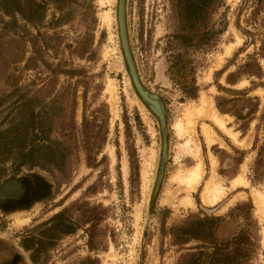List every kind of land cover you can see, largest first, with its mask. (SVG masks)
I'll return each instance as SVG.
<instances>
[{
    "label": "rangeland",
    "instance_id": "rangeland-1",
    "mask_svg": "<svg viewBox=\"0 0 264 264\" xmlns=\"http://www.w3.org/2000/svg\"><path fill=\"white\" fill-rule=\"evenodd\" d=\"M102 1L0 0V184L33 177L43 197L19 214L0 211V237L28 264L31 250L35 264H232L224 257L236 252L240 264H264V203L255 201L264 194V8L253 25L252 0H220L205 26L213 43L185 52L176 37L188 28L185 0H126L137 74L166 108L167 158L153 194L161 129L131 87L117 0ZM251 56L261 74L229 84L228 73ZM175 60L185 63L184 79L195 81L196 98L173 81ZM218 96L250 112L245 128L215 107ZM203 97L236 141L199 117L193 138L177 136L174 123L187 126V110ZM203 124L216 138L211 144ZM195 147L204 174L189 193L192 204H183L187 193L171 177L196 164ZM130 155L137 165L132 175ZM239 175L242 183L235 184ZM211 176L224 192L210 204L201 193ZM201 220L211 235H203Z\"/></svg>",
    "mask_w": 264,
    "mask_h": 264
},
{
    "label": "trees",
    "instance_id": "trees-1",
    "mask_svg": "<svg viewBox=\"0 0 264 264\" xmlns=\"http://www.w3.org/2000/svg\"><path fill=\"white\" fill-rule=\"evenodd\" d=\"M186 1V17L188 20V28L185 33L177 34L176 37L180 38L183 47L185 48V52L189 50V48H194V49H200L202 47H206L209 45V43H213V38L211 36H207L208 32L206 30V22L208 19V14L211 13L213 10H215L220 3V0H185ZM251 3L253 4L252 7V16L254 17L253 19V25H256V14H258V10H261L264 7V0H252ZM206 26V27H205ZM219 32L216 31L215 33L217 34ZM249 34L251 33L250 31H247ZM251 35V34H250ZM253 36V35H252ZM187 49V50H186ZM179 56L181 54H178ZM259 55L264 57V35L262 36L260 40V46H259ZM250 61H247L245 64L241 65L237 70L228 73L226 77V81L229 84H234L236 80L242 75V74H261V68L259 64L253 59L251 56ZM180 63V64H179ZM257 67L258 72H254L255 70L251 69V66ZM174 66H175V74H173L172 79L173 81L180 86L182 93L184 94L185 97L187 98H196L197 97V91L198 88L195 85V81L191 79L190 81H187L184 79V76L180 74V69H183L185 67V63H181L180 61L178 62L177 60L174 61ZM219 89H225L222 86H218ZM244 92V90L242 91ZM244 94V93H241ZM230 101H227L221 96L215 97V105L217 109L220 112H227L231 113L235 116L237 120L242 121L241 127L245 128L248 118H249V113H246L245 115L240 112V110H237L233 107H228L227 103ZM130 170H131V175L137 173V165L133 162L132 155H130ZM245 205V203L240 204L239 206ZM207 220H213L212 218H209ZM207 220H201L200 224H206ZM203 229V235H211L210 228H208L207 225H202ZM243 235V232H241L240 235L237 237L235 236L233 240L235 241V244L241 243V236ZM184 242V241H182ZM239 253L236 252L234 255L232 254L231 257L226 255L224 258H230V261H232V264H240V256L238 257ZM236 255V256H235Z\"/></svg>",
    "mask_w": 264,
    "mask_h": 264
},
{
    "label": "bare ground",
    "instance_id": "bare-ground-1",
    "mask_svg": "<svg viewBox=\"0 0 264 264\" xmlns=\"http://www.w3.org/2000/svg\"><path fill=\"white\" fill-rule=\"evenodd\" d=\"M107 1H110V0L102 1V3H105ZM231 49H232L231 46L227 47V52L230 53ZM150 100H151L152 107L161 116V111L159 110V107L157 105L156 98L150 97ZM185 116H186V120H187V126H186V124L185 125L182 124L179 120H177L174 123V128L176 130V134L179 137H182V135H184L185 133H187L188 136L192 137V135L194 133L195 119L199 117V118L210 119L217 127H219L221 130L226 132L234 141H236L235 134H233L229 129L226 128L225 119L223 118V115L219 114L212 107V102L209 101L206 97L201 98L200 102L197 105L188 109ZM201 130H202V133L205 137L206 142L208 144H211V142H213V140L215 138V137L213 138V133L211 132V128L208 125L203 124L201 127ZM194 143H195L196 147L198 148V143L195 141H194ZM248 143L249 142H247V144ZM240 144H241V142H240ZM188 145H189V140H187L186 143H184L183 148L188 149ZM243 145H244V143H243ZM196 147H195V150H196ZM194 155L197 158V162L193 167H191L189 169L178 170L176 172V174H174L171 177L172 181L177 182L178 190L184 189L185 192L187 193V195L185 197H183V200L181 201L183 204H192L191 203L192 200L190 199L189 193L191 191L195 190L196 186L201 182V180L203 178V174H204L203 164H202L198 149L196 150V153ZM210 157H211V161H212L213 167H214L215 158L211 154H210ZM211 171H212V168H211ZM212 175H214V174H212ZM147 182H148V176L146 177V183ZM233 182L235 184L242 183V176L239 175L237 178L234 179ZM245 184H246V182H245ZM223 192H224V188L221 187L220 182L216 179H213V177H212L205 182V184L203 186L202 193L201 192L200 193H201L202 200L205 203L211 204V203L216 202L220 197H222ZM169 196H171L173 198L174 192L169 194ZM255 201L259 205L263 204L264 203V194L263 193L255 194Z\"/></svg>",
    "mask_w": 264,
    "mask_h": 264
},
{
    "label": "flooded vegetation",
    "instance_id": "flooded-vegetation-1",
    "mask_svg": "<svg viewBox=\"0 0 264 264\" xmlns=\"http://www.w3.org/2000/svg\"><path fill=\"white\" fill-rule=\"evenodd\" d=\"M125 3H126V0H125ZM252 7H253V4H252ZM263 8L257 11L258 14H256L255 16L256 23L258 20V15L260 14V11L263 10ZM251 12H252V8L250 9V12H249L250 13L249 20L253 22L254 17L252 16ZM143 87L145 88L144 85ZM165 112H166V108H165ZM221 113L227 114V112H221ZM41 194H42V187L40 186L38 179H34L33 177L28 178L25 176L20 177V178H16V177L10 178L0 184V211L6 215L19 214V212L27 211L29 210L31 203L39 201L41 198H43ZM22 218H25V217H22ZM11 245L12 244H9L6 240L0 237V264H28L26 259L19 252V250L12 248ZM33 251L34 250H31V253L29 255V259H30L29 264H35L34 257H37V251L36 252H33Z\"/></svg>",
    "mask_w": 264,
    "mask_h": 264
},
{
    "label": "water",
    "instance_id": "water-1",
    "mask_svg": "<svg viewBox=\"0 0 264 264\" xmlns=\"http://www.w3.org/2000/svg\"><path fill=\"white\" fill-rule=\"evenodd\" d=\"M116 10H117V17H118V30L120 32L119 42H120V46L122 48L124 59L127 65V71L131 79V87L133 88V91L135 92L137 97L141 100V102L145 104L148 110L155 115V117L157 118L159 122V126H160L161 133H162V148H161V154H160L161 164L159 166L157 180L153 188V194H155V191L157 190L158 185H159V181L162 177L163 163L165 162L167 158L168 142H167V137H166V134H167L166 112H165L163 103L159 99L158 95L154 92H150L147 89H145L139 81V78H138V75L135 69V65L133 62V58L130 53L128 40H127V32H126V26H125V0H117ZM150 97L156 98L159 104L161 105V107L163 108V113H161V116L152 107Z\"/></svg>",
    "mask_w": 264,
    "mask_h": 264
}]
</instances>
